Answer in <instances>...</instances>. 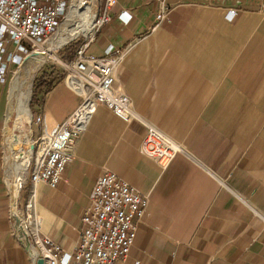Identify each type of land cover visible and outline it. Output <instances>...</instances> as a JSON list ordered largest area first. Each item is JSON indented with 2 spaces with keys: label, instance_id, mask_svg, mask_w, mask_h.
Returning a JSON list of instances; mask_svg holds the SVG:
<instances>
[{
  "label": "crops",
  "instance_id": "0c3cea01",
  "mask_svg": "<svg viewBox=\"0 0 264 264\" xmlns=\"http://www.w3.org/2000/svg\"><path fill=\"white\" fill-rule=\"evenodd\" d=\"M109 44L122 53L113 86L135 117L94 108L62 181L36 185L39 235L72 253L94 184L108 171L149 200L129 254L115 264H264V0H116L87 54L101 56ZM52 75L34 111L45 128L81 104ZM10 93L0 82V264H33L12 216L30 182L16 203ZM145 124L183 149L165 168L140 153Z\"/></svg>",
  "mask_w": 264,
  "mask_h": 264
},
{
  "label": "built area",
  "instance_id": "2783aa9c",
  "mask_svg": "<svg viewBox=\"0 0 264 264\" xmlns=\"http://www.w3.org/2000/svg\"><path fill=\"white\" fill-rule=\"evenodd\" d=\"M115 4L116 0H103L92 31L83 35L71 60L65 63L57 60L64 70L65 84L81 97V104L57 127L45 128L40 115L33 117V123L40 125L41 131L37 138H30L28 149L23 150L30 151V160L20 176L15 174L12 183L11 194L17 203L25 185L22 174L28 172L30 184L23 210L12 211V216L16 219L20 239L31 245L33 264L38 259L44 264H115L129 254L137 223L147 213L148 197L106 171L95 182L89 205L80 219L77 246L72 253H65L50 238L39 235L40 220L35 211L36 185L46 183L55 187L62 181V173L73 159L77 140L97 105L108 107L124 121L135 117L129 98L113 86L121 51L109 44L101 56L87 54L97 33L110 21ZM68 8L69 0H0L1 83L6 81L9 63L16 65L22 58L40 54L39 46L57 30ZM166 14V9L161 7L155 16L156 22H161ZM231 15L234 16V11ZM9 45L14 47L13 53L6 51ZM3 55H6L5 61ZM21 151L16 156H22ZM140 153L165 168L183 149L155 127L145 124Z\"/></svg>",
  "mask_w": 264,
  "mask_h": 264
},
{
  "label": "rangeland",
  "instance_id": "374dc122",
  "mask_svg": "<svg viewBox=\"0 0 264 264\" xmlns=\"http://www.w3.org/2000/svg\"><path fill=\"white\" fill-rule=\"evenodd\" d=\"M86 2L87 5L90 7L89 14L90 15H96L97 9L99 7L100 3H103V0H83ZM77 0H69V8L67 14L63 17V19L60 21L57 30L42 44L39 46V55L31 54L30 56L26 58H22L21 62L15 65V69L6 75V81L8 82V85L10 87V109H11V115L12 120L15 122L13 124V127L11 128L10 133L8 134V140L10 138H15V142H13V147L9 158H8V169H10L11 173L16 174L18 176L20 174L21 168H23V160L24 158H28L30 160V153H25L28 149L27 144H23L22 141L25 140V137L30 136V138L35 139L38 137V130L36 127V124L33 123V117H34V110L31 109V101L33 98V90L35 89L34 86L36 84L37 77L42 73L43 70H47L48 73H51V78L53 77L52 73H54L57 77L64 75V70L61 67V65L57 62V60H60L62 62H68L69 60L65 59V55L63 54V50L65 47L71 43V42H77L78 45L83 40V34L80 33L76 37L70 39L67 44L60 46L59 48L55 47V42L57 37L62 33L64 37L68 36V32L65 31V29L72 30L75 28L76 24H79L83 26V17L77 16V15H68L70 7L72 5L77 4ZM49 50L51 55H53L56 59H52L48 56V53L45 52V50ZM44 50V51H43ZM73 56V55H72ZM72 58V57H71ZM27 90H29V100L27 103V109L29 110V113H31V121L29 124H23L20 128H17L18 122V109H17V103H18V97L19 95L25 93ZM17 119V121H16ZM15 125V127H14ZM23 129V130H22ZM20 131V132H19ZM34 131V133H33ZM23 134V135H22ZM25 134V135H24ZM18 139L20 142H18ZM22 150V151H21ZM24 150V151H23ZM21 151L20 153L23 154V156H16L17 152ZM23 180L26 179L28 176V172H25L22 174ZM26 184V183H25Z\"/></svg>",
  "mask_w": 264,
  "mask_h": 264
},
{
  "label": "bare ground",
  "instance_id": "6f19581e",
  "mask_svg": "<svg viewBox=\"0 0 264 264\" xmlns=\"http://www.w3.org/2000/svg\"><path fill=\"white\" fill-rule=\"evenodd\" d=\"M77 1L78 2L76 5H72L70 7L68 15L69 16L70 15L82 16L84 19L83 20L84 24H83V26L76 24L75 28L72 30H69V31L67 29H65V31L68 32V36L64 37L63 34L61 33L56 39V42H55L56 48H59L60 46L65 45L70 39L76 37L80 33H82L83 35H87L92 31V28L94 25V19H95L96 15H90L89 14L90 7H89V5L86 4V2H84L83 0H77ZM45 52L48 53V56L50 58H52L54 60L56 59L53 55H51L49 50L46 49ZM29 93H30L29 90H27L25 93L19 95V97L17 99L18 100V103H17L18 116L17 117L19 119L17 122V128H20L25 123L29 124L31 121V114L29 113V110L27 109V103L29 100ZM9 142L10 143L15 142V138H13V137H12V139L10 138ZM18 142H20L19 139H18ZM22 143L29 145L30 144V136L25 137V140L22 141ZM20 144H21V142H20ZM27 153L29 154L30 151L28 150ZM28 162H29L28 158H24L23 168H21V171H24L26 169ZM18 176H20V174Z\"/></svg>",
  "mask_w": 264,
  "mask_h": 264
},
{
  "label": "trees",
  "instance_id": "16d2710c",
  "mask_svg": "<svg viewBox=\"0 0 264 264\" xmlns=\"http://www.w3.org/2000/svg\"><path fill=\"white\" fill-rule=\"evenodd\" d=\"M77 46V42H71L65 47V49L63 50V54H66V60L71 59ZM35 82V89L33 90V98L30 105L31 109H33L34 111L40 105L41 94L43 93V91L45 92L49 90L55 84V81L51 79V73H48L47 70H43L42 73L37 77Z\"/></svg>",
  "mask_w": 264,
  "mask_h": 264
},
{
  "label": "water",
  "instance_id": "95a60500",
  "mask_svg": "<svg viewBox=\"0 0 264 264\" xmlns=\"http://www.w3.org/2000/svg\"><path fill=\"white\" fill-rule=\"evenodd\" d=\"M68 43V42H67ZM66 43V44H67ZM35 264H44V261L42 259H38Z\"/></svg>",
  "mask_w": 264,
  "mask_h": 264
}]
</instances>
